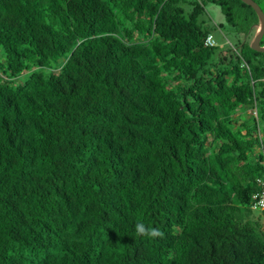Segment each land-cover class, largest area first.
Returning a JSON list of instances; mask_svg holds the SVG:
<instances>
[{"label": "trees", "instance_id": "obj_1", "mask_svg": "<svg viewBox=\"0 0 264 264\" xmlns=\"http://www.w3.org/2000/svg\"><path fill=\"white\" fill-rule=\"evenodd\" d=\"M257 25L240 0H0V264H264Z\"/></svg>", "mask_w": 264, "mask_h": 264}, {"label": "rangeland", "instance_id": "obj_2", "mask_svg": "<svg viewBox=\"0 0 264 264\" xmlns=\"http://www.w3.org/2000/svg\"><path fill=\"white\" fill-rule=\"evenodd\" d=\"M260 7L264 13V0H260ZM205 9L211 24L217 26L216 31L213 33L214 43L220 47L233 45L236 41V36L231 32L219 7L207 4ZM23 78H26V75H22L20 80H23ZM260 215L258 212L253 213L255 218L260 217Z\"/></svg>", "mask_w": 264, "mask_h": 264}, {"label": "water", "instance_id": "obj_3", "mask_svg": "<svg viewBox=\"0 0 264 264\" xmlns=\"http://www.w3.org/2000/svg\"><path fill=\"white\" fill-rule=\"evenodd\" d=\"M240 1H242L246 5H249L254 10L258 18V25L256 26L255 33L249 43V46L252 50L256 52L264 53V46L260 45V40L264 35V13L260 8V6L253 0H240Z\"/></svg>", "mask_w": 264, "mask_h": 264}, {"label": "built area", "instance_id": "obj_4", "mask_svg": "<svg viewBox=\"0 0 264 264\" xmlns=\"http://www.w3.org/2000/svg\"><path fill=\"white\" fill-rule=\"evenodd\" d=\"M206 44L207 45H213V41L211 40V37L208 36L207 40H206ZM259 184L262 186V191L259 194H256L253 198L255 199V207L264 209V178L262 179V181H258Z\"/></svg>", "mask_w": 264, "mask_h": 264}, {"label": "clouds", "instance_id": "obj_5", "mask_svg": "<svg viewBox=\"0 0 264 264\" xmlns=\"http://www.w3.org/2000/svg\"><path fill=\"white\" fill-rule=\"evenodd\" d=\"M138 231H139V232H143V229H142V228H138Z\"/></svg>", "mask_w": 264, "mask_h": 264}]
</instances>
